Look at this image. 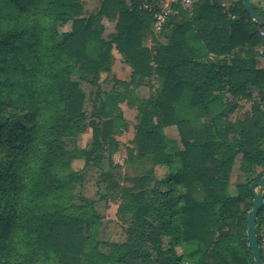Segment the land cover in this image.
Masks as SVG:
<instances>
[{
  "label": "trees",
  "instance_id": "16d2710c",
  "mask_svg": "<svg viewBox=\"0 0 264 264\" xmlns=\"http://www.w3.org/2000/svg\"><path fill=\"white\" fill-rule=\"evenodd\" d=\"M83 1L0 0V264H256L246 229L250 183L264 174V66L256 61L264 25L241 0H198L190 9L176 3L160 32L177 16L188 20L152 51L143 46L153 23L143 0H102L95 14L81 16ZM103 17L115 20L107 36ZM70 20L61 33L58 25ZM201 41L205 54L184 52ZM113 49L130 78L113 77L103 89ZM154 75L155 92L136 96ZM76 76L95 87L90 114ZM241 100L252 102L250 110L230 121ZM125 101L139 119L130 161L151 166L137 191H121L126 240L107 254L89 252L96 215L75 189L91 165L101 168L117 151ZM169 126L179 139L165 133ZM87 128V148L67 146L66 138ZM78 158L84 166L76 170ZM236 163L255 176L230 194ZM99 175L100 182L110 176ZM256 192L264 200V187ZM255 225L264 264V203Z\"/></svg>",
  "mask_w": 264,
  "mask_h": 264
},
{
  "label": "rangeland",
  "instance_id": "374dc122",
  "mask_svg": "<svg viewBox=\"0 0 264 264\" xmlns=\"http://www.w3.org/2000/svg\"><path fill=\"white\" fill-rule=\"evenodd\" d=\"M102 0H85L82 2V12L81 16H87L89 14H95L100 7ZM127 2L129 0H126ZM231 4L233 0H227ZM159 3V2H158ZM262 7H264V0L262 2H257ZM153 5V4H150ZM256 6L259 9H262L257 4ZM144 9V8H143ZM190 9V8H187ZM173 13V12H172ZM102 22L104 24L103 34L107 36L110 33H113L115 30V20L103 17ZM72 21L66 23H61L58 25L59 31L66 32L71 29ZM153 25V24H152ZM153 29V26H152ZM154 31V30H153ZM151 32L148 36H154L160 32ZM264 33V30H260ZM264 37V35H263ZM264 51V50H263ZM118 52L112 50V66L111 72L109 74L101 75V87L103 89H110L113 84V77L121 80H128L130 78L131 68L123 62L122 56L118 58ZM75 79H80L79 77H74ZM155 75L151 78L143 80V84L135 89V95L139 98H147L153 94L157 88V83ZM81 80V79H80ZM81 89L86 94L85 100V111L87 114H90L92 110V98L95 91V87L85 80L80 82ZM257 92H254V98H257ZM251 101L241 100L240 108L235 112H232L229 115V120L234 121L240 115H243L245 111H249L251 108ZM124 116V127L121 134L116 135L114 138L118 141V149L114 152L109 159H106L101 168L94 167L91 165L88 168V171L83 179V182L77 184L75 189V194L85 197L92 201V210L96 215V222L91 226V237L87 250L89 252L98 251L101 254H107L111 250L112 244H120L126 240V228L128 226V219L118 215L117 210L118 206L122 203V198H124L123 191L127 189H132L137 191L142 183L138 181V178L144 175L151 166L146 162H139L132 164L131 159V149L134 147V139L136 132V125L138 122L137 117V107L135 105H128L127 102H122L120 104ZM165 133L171 139H179L177 129L175 126H169L164 128ZM91 129L87 128L75 136L66 138L67 146L70 148L73 147H88V143L91 141ZM134 149V148H133ZM111 161V163H110ZM84 166V160L81 158L73 159L71 161V167L73 169H81ZM107 171L110 176L104 182L98 181L100 179V172ZM260 170V169H258ZM165 172L164 168H156V175L160 177ZM255 173L246 176L238 170V164L234 165V169L230 175L229 179V193H236V185L239 183H244L248 179L253 178ZM114 184L118 186L117 188H108L107 183ZM146 183V182H145ZM150 184V183H148ZM115 186V187H116ZM258 190V187L255 188V191ZM122 191V192H121ZM262 235L264 236V226L261 230ZM168 238H166L167 241ZM88 252V253H89ZM97 260H92L91 264H98Z\"/></svg>",
  "mask_w": 264,
  "mask_h": 264
},
{
  "label": "water",
  "instance_id": "95a60500",
  "mask_svg": "<svg viewBox=\"0 0 264 264\" xmlns=\"http://www.w3.org/2000/svg\"><path fill=\"white\" fill-rule=\"evenodd\" d=\"M243 7L249 14V16L252 18L253 21L257 22L260 25H264V17L258 15L253 8L252 0H241ZM256 187H264V174L263 176L256 181H253L250 183V189L253 192V207L247 214V240L248 245L252 251L254 260L256 264H263L262 258H261V251L258 244L257 236H256V217L259 212V210L262 208L264 200L262 192H256Z\"/></svg>",
  "mask_w": 264,
  "mask_h": 264
},
{
  "label": "crops",
  "instance_id": "0c3cea01",
  "mask_svg": "<svg viewBox=\"0 0 264 264\" xmlns=\"http://www.w3.org/2000/svg\"><path fill=\"white\" fill-rule=\"evenodd\" d=\"M257 2H262V0H252L253 4H257L259 7L262 8V10H264V7H262L260 4H258ZM229 2L227 0H222V5L228 6ZM188 19L186 17L182 18L181 16H177L174 18V21L172 23H170L169 25H167V28L165 29V32H160L159 34H155L154 36H148L144 41H143V46H145L146 48L151 49L152 51L154 50V47L157 44H164L166 43L167 39H168V34L171 31L172 26H174V24H180L181 22H186ZM153 31V29H152ZM154 33H156L155 31H153ZM201 45L194 48H187L185 49L183 46V50L185 53L187 54H192V55H199V54H205L207 52V48L204 47L203 45V41L200 42ZM181 47H179L180 49ZM178 49V50H179ZM264 44L262 46H260L258 48V53L260 54V56L257 57V66L258 67H263L264 66ZM117 51V50H116ZM118 58H121V54L118 53L117 55ZM213 54H209V57H212Z\"/></svg>",
  "mask_w": 264,
  "mask_h": 264
},
{
  "label": "built area",
  "instance_id": "2783aa9c",
  "mask_svg": "<svg viewBox=\"0 0 264 264\" xmlns=\"http://www.w3.org/2000/svg\"><path fill=\"white\" fill-rule=\"evenodd\" d=\"M196 1L198 0H162L159 3L150 5L146 0H143L141 7L152 12L153 30L160 32L162 27L167 22L169 15L173 12V4L179 3L183 8H190ZM261 35H264V33L261 32Z\"/></svg>",
  "mask_w": 264,
  "mask_h": 264
}]
</instances>
